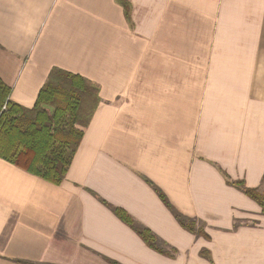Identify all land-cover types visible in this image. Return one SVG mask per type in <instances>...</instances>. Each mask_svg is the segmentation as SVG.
<instances>
[{"label": "crops", "instance_id": "obj_1", "mask_svg": "<svg viewBox=\"0 0 264 264\" xmlns=\"http://www.w3.org/2000/svg\"><path fill=\"white\" fill-rule=\"evenodd\" d=\"M131 4L129 26L114 0H0L11 101L32 107L53 67L100 97L61 183L0 158V264H264V215L223 175L257 187L264 173V0ZM148 181L209 238L186 232Z\"/></svg>", "mask_w": 264, "mask_h": 264}, {"label": "trees", "instance_id": "obj_2", "mask_svg": "<svg viewBox=\"0 0 264 264\" xmlns=\"http://www.w3.org/2000/svg\"><path fill=\"white\" fill-rule=\"evenodd\" d=\"M114 1L121 7L125 20L131 26V0ZM10 91V87L0 79V158L53 184L61 183L81 140L83 128L88 125L100 102L97 84L82 75L53 67L32 107L11 101ZM223 175L227 184L255 201L264 215V173L257 187L246 186L243 180H232ZM148 183L182 228L196 236L209 238L200 225L201 221L181 213L157 186L150 181ZM111 210L149 248L174 257L175 248L136 222L123 209L111 207ZM200 254L209 257L205 249ZM107 261L109 264H120L109 259Z\"/></svg>", "mask_w": 264, "mask_h": 264}, {"label": "rangeland", "instance_id": "obj_3", "mask_svg": "<svg viewBox=\"0 0 264 264\" xmlns=\"http://www.w3.org/2000/svg\"><path fill=\"white\" fill-rule=\"evenodd\" d=\"M241 222L240 221H237V224L239 225ZM253 223H256V222H253ZM200 225L202 226V228H203V230L205 231V227H206V224H205V222H203V221H201V223H200ZM184 229V228H183ZM186 232H188L189 234H193V233H190L189 231H187V230H185ZM194 235V234H193ZM195 237H202V238H204L203 236H196V235H194ZM205 239V238H204ZM177 253V252H176ZM176 253H175V255H176ZM175 255H174V257H175ZM174 257H172V258H174Z\"/></svg>", "mask_w": 264, "mask_h": 264}]
</instances>
